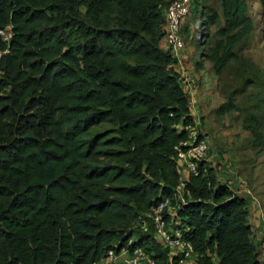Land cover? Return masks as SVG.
Returning a JSON list of instances; mask_svg holds the SVG:
<instances>
[{"label":"trees","instance_id":"trees-1","mask_svg":"<svg viewBox=\"0 0 264 264\" xmlns=\"http://www.w3.org/2000/svg\"><path fill=\"white\" fill-rule=\"evenodd\" d=\"M171 1L0 0V264H94L134 248L178 264L149 217L175 193L174 147L194 121L161 44ZM219 1L224 22L206 56L217 74L255 30L245 0ZM198 2L193 13L216 24ZM259 119L244 123L263 146ZM172 204L193 264H261L257 203L211 163Z\"/></svg>","mask_w":264,"mask_h":264},{"label":"rangeland","instance_id":"rangeland-1","mask_svg":"<svg viewBox=\"0 0 264 264\" xmlns=\"http://www.w3.org/2000/svg\"><path fill=\"white\" fill-rule=\"evenodd\" d=\"M245 2L255 30L239 48L238 60L219 74L206 56L224 22L220 1L198 2L197 10L204 6L218 15V22L213 25H203L200 14L193 13L191 5L180 32L186 46L182 63L191 88L184 90L192 93L198 123L210 140L207 157L215 162L218 176L225 178L232 172L240 177L257 203L260 220H264V145H256L244 123L247 116L256 113L260 117V132L264 133V18L259 0ZM228 98L234 108L220 113L219 107ZM262 231H258V236H262Z\"/></svg>","mask_w":264,"mask_h":264},{"label":"built area","instance_id":"built-area-1","mask_svg":"<svg viewBox=\"0 0 264 264\" xmlns=\"http://www.w3.org/2000/svg\"><path fill=\"white\" fill-rule=\"evenodd\" d=\"M190 12V0H172L165 12V28L162 38V44L175 59L176 71L180 73L184 81V87L190 88V81L185 76L183 66V57L185 56V43L180 32L182 25ZM7 31H0V36L4 41L9 40ZM1 55V53H0ZM189 95L190 112L193 116V125L186 127L187 138L179 142L174 150L176 152V162L178 166L179 184L175 189L172 198H166L153 207L149 217L153 220L156 229V238L164 246L170 248L171 255L179 256L178 264H188L191 257V246L181 239L180 232L173 226L175 224L176 207L172 202L182 201L185 193V186L189 176L198 174V164L201 161H208L215 164L213 159L207 157L210 151V140L198 123L197 113L194 110V101L192 93L185 90ZM227 174V173H226ZM225 175V172H224ZM222 178L227 182L228 188L236 195L242 196L247 194L251 198V204L256 203L251 193L247 190L245 182L231 172V176ZM232 177V178H231ZM221 179V177H220ZM260 246L259 261L264 264V231L262 236L258 237ZM94 264H155L146 252L141 248H134L130 252L122 250L119 253L109 251L107 255L99 262Z\"/></svg>","mask_w":264,"mask_h":264},{"label":"crops","instance_id":"crops-1","mask_svg":"<svg viewBox=\"0 0 264 264\" xmlns=\"http://www.w3.org/2000/svg\"><path fill=\"white\" fill-rule=\"evenodd\" d=\"M255 214V215H254ZM253 215H254V217H253V215H252V217H253V219H255V221H256V229H257V231H259V232H261L262 230H263V223H264V220L262 219V221L260 220V218H259V216H258V214L257 213H254ZM259 219V220H258ZM261 222H262V224H261ZM261 224V225H260ZM260 225V226H259ZM188 264H193L192 263V261L190 260L189 262H188Z\"/></svg>","mask_w":264,"mask_h":264}]
</instances>
